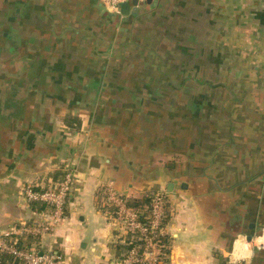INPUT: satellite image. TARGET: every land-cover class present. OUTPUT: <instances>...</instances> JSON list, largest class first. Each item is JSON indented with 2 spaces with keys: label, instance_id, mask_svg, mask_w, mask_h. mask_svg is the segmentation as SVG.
Wrapping results in <instances>:
<instances>
[{
  "label": "crops",
  "instance_id": "0c3cea01",
  "mask_svg": "<svg viewBox=\"0 0 264 264\" xmlns=\"http://www.w3.org/2000/svg\"><path fill=\"white\" fill-rule=\"evenodd\" d=\"M68 170L66 217L27 244L62 264L131 248L117 254L130 244L102 206L109 182L168 193L164 264H264V0L122 17L100 0H0V234L35 219L27 183Z\"/></svg>",
  "mask_w": 264,
  "mask_h": 264
},
{
  "label": "built area",
  "instance_id": "2783aa9c",
  "mask_svg": "<svg viewBox=\"0 0 264 264\" xmlns=\"http://www.w3.org/2000/svg\"><path fill=\"white\" fill-rule=\"evenodd\" d=\"M112 13H121V4L130 0H100ZM146 0H139L144 2ZM74 183V173L68 170L60 181L42 186L39 183H27L23 188L27 204H44L50 212L41 214L33 211L35 219L20 225H13L0 234V253H6L14 260L24 264H62V257L54 251L41 252L35 247L21 242L22 237L32 236L41 239L42 236L54 231L66 217L67 204ZM104 201L102 206L113 208L110 212L121 233V240L127 244L140 242L131 246L119 264H159L162 254L163 238L169 235V195L164 190L150 194V202L144 206L149 211V219L141 220V210L130 206L128 196L120 192L113 182L104 186ZM22 243V244H21Z\"/></svg>",
  "mask_w": 264,
  "mask_h": 264
},
{
  "label": "trees",
  "instance_id": "16d2710c",
  "mask_svg": "<svg viewBox=\"0 0 264 264\" xmlns=\"http://www.w3.org/2000/svg\"><path fill=\"white\" fill-rule=\"evenodd\" d=\"M127 202L130 206H133L135 208H138L141 210V220L142 221H147L149 218V211L148 210H144V206L148 205L150 202V195H147L141 199H136V198H128ZM46 207L44 204H40V203H33L32 204V209H37V210H41L42 208ZM38 240V238L32 237V236H26V237H22L21 242L25 243V244H30L32 241ZM168 241V237H164L163 238V246H162V254L159 257L160 261L159 264H164L167 260H168V255H169V249L166 248V242ZM21 243V244H22ZM140 242H133L130 245H123V244H118L116 246V251L118 255H121L122 252L125 249H128L129 247H131L134 244H137ZM19 263V261H16L13 259L12 256L6 254V253H0V264H17ZM134 264H141V263H134Z\"/></svg>",
  "mask_w": 264,
  "mask_h": 264
},
{
  "label": "water",
  "instance_id": "95a60500",
  "mask_svg": "<svg viewBox=\"0 0 264 264\" xmlns=\"http://www.w3.org/2000/svg\"><path fill=\"white\" fill-rule=\"evenodd\" d=\"M144 2L151 3L152 0H146ZM144 2H139V0L126 1L123 4H121V13L120 14L114 13V14H116V15H118L120 17L127 16L130 13V9H131V5L132 4L133 5H138L139 3H144Z\"/></svg>",
  "mask_w": 264,
  "mask_h": 264
}]
</instances>
